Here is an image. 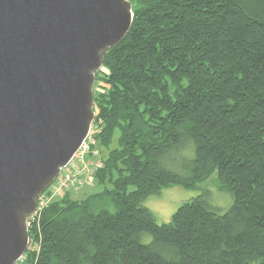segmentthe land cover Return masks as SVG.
Segmentation results:
<instances>
[{"label":"trees","instance_id":"1","mask_svg":"<svg viewBox=\"0 0 264 264\" xmlns=\"http://www.w3.org/2000/svg\"><path fill=\"white\" fill-rule=\"evenodd\" d=\"M129 1L95 77L99 190L42 207L17 264H264V0ZM212 173L225 211L207 191L168 223L144 206Z\"/></svg>","mask_w":264,"mask_h":264},{"label":"water","instance_id":"2","mask_svg":"<svg viewBox=\"0 0 264 264\" xmlns=\"http://www.w3.org/2000/svg\"><path fill=\"white\" fill-rule=\"evenodd\" d=\"M129 0H0V264H17L28 218L94 121L93 86L127 35Z\"/></svg>","mask_w":264,"mask_h":264},{"label":"rangeland","instance_id":"3","mask_svg":"<svg viewBox=\"0 0 264 264\" xmlns=\"http://www.w3.org/2000/svg\"><path fill=\"white\" fill-rule=\"evenodd\" d=\"M100 71L107 73L103 66L101 67ZM95 84L93 86V90L98 89V86L95 87ZM90 127V131L82 145L81 151L79 150L78 152H76V154L71 158L67 166L60 170V174L47 188V190H45L41 194V196H39L37 200L39 209L42 206H47L49 202L61 199L66 193H70L73 199L80 200V198L86 197L93 191L99 190L98 186L96 185V182L93 179V170L96 167L100 166V164L102 163L101 158H103L107 154L108 150L100 147L97 139L95 138L96 133H98L99 131V127L94 124V121L92 122ZM117 136L118 131H115L112 143L110 144V148L115 147L117 145ZM82 149H85L86 151L84 152L82 151ZM189 156H191V154H186L182 151L176 154L173 159H175V161H177L178 163L181 159L187 158ZM77 166H83L81 171L84 175H81V177H79L83 184L79 186H77L76 184H69L70 186H67L68 188L63 187L64 189L60 190L57 181L61 180L64 176H67L68 174H72L73 170ZM167 166L176 170L170 165ZM90 176L92 177V179L88 180V177ZM70 183H72V181H70ZM203 191H207L209 193L210 203H212V205H214L215 207L219 208L221 212L227 210L233 202V198L230 196V194L218 187L216 173H212L210 175V178L206 181L200 182L196 189L188 190L180 186H169L167 188L162 189L159 193L149 195L144 200V206H147L150 211L153 212L156 222L168 223L172 215L177 211L178 207L182 203L188 201L192 197L199 195ZM33 217L34 214L28 218V223L31 222V219ZM144 240H150V235H147ZM26 252L18 261H22L25 259Z\"/></svg>","mask_w":264,"mask_h":264},{"label":"built area","instance_id":"4","mask_svg":"<svg viewBox=\"0 0 264 264\" xmlns=\"http://www.w3.org/2000/svg\"><path fill=\"white\" fill-rule=\"evenodd\" d=\"M84 143V142H83ZM82 143V145H83ZM82 145L78 148V151L80 150L81 151V148H82ZM88 148V146H87ZM77 151V152H78ZM82 151H86L85 149H82ZM83 166H77L74 170H73V173L72 174H68L67 176H64L61 180H58L57 183L59 185V188L60 190L64 189L63 187L65 188H68L67 186H70L71 184H76L77 186L79 185H82L83 182H81V179L79 177H81V175H84L83 172L81 171ZM79 178V179H78ZM92 179V177H88V180ZM70 181H72V183H70ZM70 184V185H69ZM37 206H38V203H37ZM44 207V206H42ZM41 207V208H42ZM40 208V209H41ZM39 209V206L37 207V211L35 212V214L40 210ZM34 214V215H35Z\"/></svg>","mask_w":264,"mask_h":264}]
</instances>
